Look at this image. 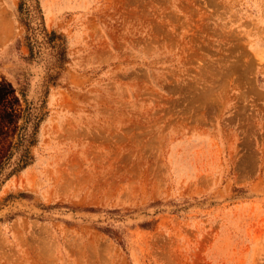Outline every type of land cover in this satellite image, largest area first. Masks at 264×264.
I'll use <instances>...</instances> for the list:
<instances>
[{"label":"rangeland","instance_id":"374dc122","mask_svg":"<svg viewBox=\"0 0 264 264\" xmlns=\"http://www.w3.org/2000/svg\"><path fill=\"white\" fill-rule=\"evenodd\" d=\"M0 264H264V0H0Z\"/></svg>","mask_w":264,"mask_h":264}]
</instances>
